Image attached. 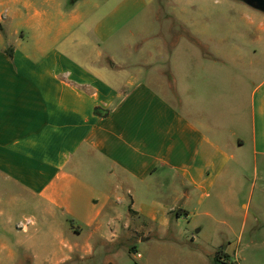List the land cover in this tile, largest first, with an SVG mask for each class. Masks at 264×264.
I'll return each instance as SVG.
<instances>
[{"label":"crops","instance_id":"0c3cea01","mask_svg":"<svg viewBox=\"0 0 264 264\" xmlns=\"http://www.w3.org/2000/svg\"><path fill=\"white\" fill-rule=\"evenodd\" d=\"M91 2L100 5L0 0V29L9 34L0 33V264H12L18 247L24 264H62L72 250L91 248L93 235L112 242L131 222L157 221L166 208L146 207L136 187L162 173L179 178L189 197L214 185L247 144L264 162V79L224 99L179 87L174 70L158 65L147 77L149 62L134 67L131 53L115 60L111 47L101 49L120 23L90 21L81 8ZM178 90L183 110L164 95ZM207 96L209 105L222 98L230 114H208ZM23 208L33 211L16 215Z\"/></svg>","mask_w":264,"mask_h":264},{"label":"rangeland","instance_id":"374dc122","mask_svg":"<svg viewBox=\"0 0 264 264\" xmlns=\"http://www.w3.org/2000/svg\"><path fill=\"white\" fill-rule=\"evenodd\" d=\"M139 1L96 0L100 5L95 9L92 2L81 8L90 10V21L120 23L101 48L111 47L115 60L131 53L128 65L149 62L144 68L147 77L156 75L158 65L166 73L174 70L179 87L190 83L193 89L216 90L224 99L234 89L246 94L264 79V32L259 30L263 11L241 0ZM0 33L9 37L7 29ZM257 35L262 38L255 39ZM185 94L178 90L177 99L171 91L164 95L178 100L183 110ZM207 97L208 114H230L220 105L222 98L211 96L215 103L209 105ZM232 154L214 185L190 191L189 197L179 178H163V173L151 186L136 187L142 190L137 200L146 207L161 204L166 212L157 221L146 219L143 228L129 220V227L112 242L93 235L91 248L72 250L62 264H264V162L261 156L255 160L248 144ZM123 204L127 211V200ZM32 211L23 208L16 215ZM132 219L140 223L144 218ZM48 236V254L53 255L54 235ZM24 252L18 247L12 264H24Z\"/></svg>","mask_w":264,"mask_h":264},{"label":"water","instance_id":"95a60500","mask_svg":"<svg viewBox=\"0 0 264 264\" xmlns=\"http://www.w3.org/2000/svg\"><path fill=\"white\" fill-rule=\"evenodd\" d=\"M241 1L264 12V0H241Z\"/></svg>","mask_w":264,"mask_h":264},{"label":"trees","instance_id":"16d2710c","mask_svg":"<svg viewBox=\"0 0 264 264\" xmlns=\"http://www.w3.org/2000/svg\"><path fill=\"white\" fill-rule=\"evenodd\" d=\"M130 210H131V209H130ZM131 250H134V248H133V247H131L130 251H131ZM216 257H218V256L216 255Z\"/></svg>","mask_w":264,"mask_h":264}]
</instances>
